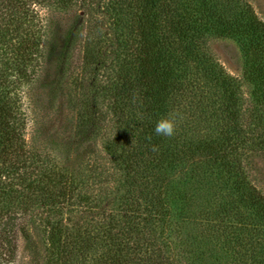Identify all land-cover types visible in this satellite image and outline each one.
<instances>
[{
	"label": "trees",
	"instance_id": "trees-1",
	"mask_svg": "<svg viewBox=\"0 0 264 264\" xmlns=\"http://www.w3.org/2000/svg\"><path fill=\"white\" fill-rule=\"evenodd\" d=\"M216 39L239 46L248 101ZM62 98L69 134L49 128ZM257 161L249 0H0V264H264Z\"/></svg>",
	"mask_w": 264,
	"mask_h": 264
},
{
	"label": "rangeland",
	"instance_id": "rangeland-1",
	"mask_svg": "<svg viewBox=\"0 0 264 264\" xmlns=\"http://www.w3.org/2000/svg\"><path fill=\"white\" fill-rule=\"evenodd\" d=\"M255 7L258 15L264 20V0H249ZM207 50L213 60L223 68L226 74L235 79L241 87V95L243 100L248 101L249 87L243 79V58L239 46L232 40H211L207 44ZM60 112L56 118L50 121V130L57 132L65 131L71 133L75 123V115L68 110L66 98L59 99ZM259 167V178L262 180L264 189V164L257 161Z\"/></svg>",
	"mask_w": 264,
	"mask_h": 264
},
{
	"label": "clouds",
	"instance_id": "clouds-1",
	"mask_svg": "<svg viewBox=\"0 0 264 264\" xmlns=\"http://www.w3.org/2000/svg\"><path fill=\"white\" fill-rule=\"evenodd\" d=\"M176 117L177 114L174 113L170 114L169 116L161 117L160 119H158L154 127L155 134L157 136H163L168 138L174 136L177 128ZM148 139L150 140L151 137H148ZM152 150L157 151L158 149L154 145Z\"/></svg>",
	"mask_w": 264,
	"mask_h": 264
}]
</instances>
